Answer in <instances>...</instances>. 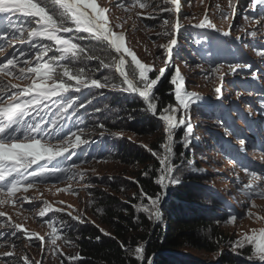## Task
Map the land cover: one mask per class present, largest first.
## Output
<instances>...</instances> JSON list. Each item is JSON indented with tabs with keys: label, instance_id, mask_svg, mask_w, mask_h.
<instances>
[{
	"label": "rangeland",
	"instance_id": "rangeland-1",
	"mask_svg": "<svg viewBox=\"0 0 264 264\" xmlns=\"http://www.w3.org/2000/svg\"><path fill=\"white\" fill-rule=\"evenodd\" d=\"M96 3L107 10L105 16L113 32L120 33L127 29L124 46L130 48L142 63L151 65L152 71L166 67L165 50L159 46L166 45L172 36L164 33H171L172 24L176 22L182 25L177 32L178 44L171 63L167 65L165 76H172L178 67L184 77V90L201 98L190 104L187 110L178 109L176 115L177 118L185 115L193 126L189 145L194 141L201 150V155L199 154L196 162L189 166V172L210 176L209 184L217 191L215 198L222 204L223 209L214 223L221 234L226 236L225 246L215 254L206 250L183 248L186 250L183 256L199 262L204 260V264H219L223 256L230 254L242 263L264 264L252 255V246L243 239L245 235L258 234L259 230L264 228V196L257 194L264 190V152L249 150V142L247 143L243 136L244 129L252 130L255 124L264 123V73L259 71L264 63V56L257 54L264 52V46L257 43L258 40L264 39V19L254 21L245 14V11L250 9L251 0H179L178 14L162 11V7H172L170 3L165 5L164 0H96ZM141 3L146 6L140 7ZM165 20L171 23L165 24ZM202 20L206 24L210 22L215 25L214 28L204 27L211 29L205 30L207 33L214 35L213 32L229 30L232 36H240L241 42L235 52L230 51L228 43L231 42L228 38L215 35L219 41L210 44L208 51L199 50L194 40L196 41L198 36H204L197 33L204 28L196 27ZM11 40V36L3 40L4 52L0 54L6 57L3 63H6L7 59L20 57L21 51L29 53L20 58L14 70L18 71L20 67H24L25 59L31 60L34 56L32 52L21 49L19 46L22 44L18 40L16 43H11ZM127 57L131 59L130 56ZM233 65L240 67L233 72ZM217 68L218 71H214ZM112 69L118 74L114 67ZM253 73L256 75L253 76ZM9 80L22 86L31 83L30 80L0 75V81L7 83ZM172 86L174 93V85ZM217 87L221 88L220 99H217ZM214 104L218 110V105L222 106L228 119L237 115L243 125H235L228 133L222 127V123H226L223 122L222 115V120L216 122V109L211 113L212 117H207L208 120L196 115L197 112H200L201 116L210 113L206 106ZM173 107H177L176 99ZM151 114V117H155L153 133L136 135L114 132L108 137L111 140L110 146H104L102 152H110L112 148L122 150L120 147L123 144L124 148L129 147L130 153L139 152L141 155V152H149V143L154 141L161 131L167 142L163 122L158 119L159 116ZM212 122L214 127L210 125ZM116 133L122 135L117 136ZM210 135L221 143V152L210 141ZM97 137L98 133L85 131L81 139L87 140L88 143L75 148V151L90 145ZM72 139L75 140V137ZM72 152L74 151L69 149L55 160L68 157ZM55 160L51 161L49 166L61 171L29 177L25 183H31V188L25 191L24 187L20 186L11 197V203L0 204V213L4 214L0 216V264H77L80 256L76 248L74 227L90 223L113 235L111 229L100 220L103 211L99 197L110 195L129 206L135 205L134 184L136 176L144 166L136 160L127 162L112 153L109 154L108 160L92 159L76 165L62 166L55 164ZM45 163V160H39L37 164L32 165L30 171H35L38 165ZM253 172L260 179L255 181L252 189L246 190L245 185ZM164 183L168 189L174 187V184L169 185L166 180ZM6 192V189L0 192V199H8ZM167 195L163 186V200ZM143 196L147 201L136 204L138 209L150 203L149 196ZM25 197L27 199H24ZM46 206L49 210L41 216L40 212ZM161 206L158 203L156 205L159 218L154 216L152 229L162 221L159 212ZM182 212L188 214V211ZM69 213L79 219L72 220ZM223 214L224 218L221 217ZM17 224L21 225L19 229L14 227ZM49 224L57 229L56 245L51 243L52 237L48 235L52 231ZM145 230L146 228L139 225L130 230L128 236L141 235ZM40 237L44 239L41 240ZM241 244L243 246H240ZM226 246L229 248H225ZM71 257L76 259H70Z\"/></svg>",
	"mask_w": 264,
	"mask_h": 264
},
{
	"label": "snow or ice",
	"instance_id": "snow-or-ice-1",
	"mask_svg": "<svg viewBox=\"0 0 264 264\" xmlns=\"http://www.w3.org/2000/svg\"><path fill=\"white\" fill-rule=\"evenodd\" d=\"M139 2V0H137ZM171 4L173 7H162L164 12L171 13L174 10L179 11V0H164V4ZM257 5H264V0H251L250 8H256ZM54 6L56 15L49 9ZM146 5L141 3L140 7ZM234 7V6H233ZM106 9L98 6L96 0H0V33L4 38L12 37L11 43H27L35 56L31 60H24V67L14 71L21 57L29 55L21 51L20 57L7 59L6 63L0 64V75L12 77L19 80H30L31 83L20 85L13 84L11 80L7 83L0 81V192L6 189L8 199H0V204L11 203V197L24 187L25 191L31 188V183H25L29 177L50 175L59 168L50 167L51 161L62 156L69 149L75 151V148L86 145L87 140L81 139L85 134V129L80 128L79 134L69 132L64 139H59V134L63 132V121L72 119L76 113L69 115L77 104V98L73 95L71 98L66 93H80L85 89L96 88H118L122 91L136 93L147 104V109L156 114L157 104L153 103V92L157 85L165 77L167 65L171 63L172 55L178 44L176 33L180 29L179 23L172 24L173 31L164 33L171 35L172 38L166 45L159 47L165 50V68L159 70L155 79H149V73L152 66L142 63L137 56L124 46V33L113 32L109 27L108 20L105 16ZM165 24L171 23L165 20ZM215 27L210 22L206 24L202 20L196 25L198 28ZM119 27V25H117ZM87 33V36H80V33ZM17 33L19 36L17 37ZM63 34H71L65 36ZM26 35V40H25ZM224 35H228L227 32ZM95 40L106 42L109 49H114L117 56H112L108 63L96 55L88 54V50L82 46L79 40ZM4 48L0 47V54ZM264 56V52L257 53ZM87 60L99 59L100 67L112 69L119 73L122 78V85L110 83L107 78L104 82L96 79L86 78L84 69L72 72L67 64L66 59L73 61L81 57ZM131 57V64H127L126 57ZM34 65V66H30ZM238 65L231 66L233 72ZM127 68H131L133 78H130ZM214 71H218L214 69ZM138 74V75H137ZM253 76L256 73L252 74ZM67 77V81L64 79ZM74 81L75 83H72ZM139 85L142 86H138ZM170 83L174 85L175 99L177 107H171L163 110L158 119L163 122L164 130L167 133V142L162 144L163 153H153L161 165L160 179L157 181L162 186L165 180L170 184L178 183L173 176V167L170 163L173 154V133L181 127L186 129L184 137L185 147L189 146L192 133V124L185 115L177 118L178 109L187 110L194 101L201 98L195 93H189L184 90V77L177 67L175 73L171 76ZM217 99H220L221 88H216ZM239 96V93L237 94ZM91 103V101H88ZM80 108L85 107L79 104ZM97 111H100L97 109ZM103 128V125H100ZM115 135L120 136L121 133ZM75 137V140L72 139ZM243 143V141L241 142ZM39 160H45L46 163L38 165L35 171H30L32 165L37 164ZM260 177L253 172L250 174L249 182L245 189H252L255 181ZM251 195L250 192H248ZM258 195L264 196V190ZM24 199H27L25 197ZM150 203L141 207V211L148 213L150 216H156L157 199L148 198ZM49 210L46 206L41 210L43 216ZM4 215L0 213V216ZM71 216V213H69ZM72 220H78V216H71ZM2 227V225H0ZM19 229L21 225H14ZM52 231L48 234L52 237L51 243L56 245L57 229L49 224ZM101 231H103L101 229ZM43 240V237H40ZM244 241L253 248L252 255L259 261L264 262V228H261L258 234L245 235ZM240 246H243L242 244ZM136 258L141 262L144 261L143 249H135ZM27 259V258H25ZM70 259H76L71 257ZM39 264V262H37Z\"/></svg>",
	"mask_w": 264,
	"mask_h": 264
},
{
	"label": "trees",
	"instance_id": "trees-1",
	"mask_svg": "<svg viewBox=\"0 0 264 264\" xmlns=\"http://www.w3.org/2000/svg\"><path fill=\"white\" fill-rule=\"evenodd\" d=\"M54 15L56 10L54 6L49 9ZM66 37L71 34H63ZM80 36H87V33H80ZM202 40V39H201ZM199 41V40H197ZM82 46L88 50V54L96 55L108 63L114 52L107 47L106 42L95 40H79ZM199 46L204 48L203 42ZM29 49L32 55L34 51L30 50L26 43L22 46ZM127 64H131V59L126 57ZM65 64L72 72L84 69L86 78L96 79L104 82L105 78L110 83L122 85V78L118 76L113 69L100 67L99 59L87 60L83 56L73 61L66 59ZM130 78L132 77L131 68H127ZM159 70L151 71L149 79H155ZM67 81V77H64ZM171 76L167 75L157 85L153 92V103L157 104L155 116L158 117L163 110L173 107L175 104L173 86L170 83ZM72 83H75L72 81ZM138 86L139 82L137 81ZM101 94L105 95L102 96ZM77 98L76 107L69 112L76 115L72 119L63 121V132L65 135L69 132H78L80 128L91 133H98L97 139L90 145L84 147L81 151L73 154L72 164L80 162H89L92 159H109V154L118 155L120 159H126L127 162L136 160L143 164L141 172L136 176L134 184V207L124 204L115 197L110 195L99 197L102 208L100 220L111 229L112 234L101 231L97 226L84 223L74 227V236L76 241L77 252L80 260L77 264H204V260L197 261L191 257L183 256L187 248L196 250H206L209 253H217L223 248L226 236H223L214 222L221 215L222 204L216 200L217 191L209 184V175H202L190 171L189 166L193 164L197 156L201 155V150L191 142V145L185 147L184 137L186 129L178 128L173 133V154L170 163L173 167V176L178 180L174 187L169 188L165 203L163 204V186L158 184L161 172L159 160L153 153H163L161 147L166 143L164 133L161 131L158 137L149 143V152H132L129 147L124 145L117 150L112 148L110 152L102 149L110 146L109 134L114 132H125L130 134H151L154 132L155 117H151L149 110L143 101L130 92L122 91L118 88L96 89L90 88L82 93L73 94ZM72 95V96H73ZM71 98V96H69ZM98 98V99H96ZM91 101V103H88ZM79 104L85 107L80 108ZM210 113L200 114L198 117H212L211 113L214 108L206 106ZM99 109L100 111H97ZM216 114V116H215ZM214 116L216 122L222 120L221 113L216 110ZM225 120L223 119V122ZM223 124V123H222ZM103 125V128L100 127ZM214 127L213 122L210 124ZM227 126V125H226ZM223 127V125H222ZM109 137V138H108ZM210 141L214 143L216 149L220 151L216 137L209 136ZM108 141V143H107ZM167 181V180H166ZM168 182V181H167ZM170 185V183L168 182ZM143 195L152 199L158 198V205L162 221L157 223L154 228V216L140 210V202L147 201ZM98 200V204H100ZM185 207V208H184ZM188 211L187 213L182 212ZM224 214L221 216L224 218ZM139 225L146 228L141 235H129L130 230L137 228ZM211 233V234H210ZM211 235V236H210ZM143 244L144 261L141 262L136 258L135 249ZM185 248V249H183ZM225 248H229L226 246ZM247 254V252L244 250ZM219 264H246L242 263L233 255H227L219 260Z\"/></svg>",
	"mask_w": 264,
	"mask_h": 264
},
{
	"label": "water",
	"instance_id": "water-1",
	"mask_svg": "<svg viewBox=\"0 0 264 264\" xmlns=\"http://www.w3.org/2000/svg\"><path fill=\"white\" fill-rule=\"evenodd\" d=\"M114 53H115V51H114V49H111ZM116 55H117V58H118V55L119 54H117V53H115ZM164 78V77H163ZM162 78V79H163ZM162 81V80H161ZM133 94H135V95H137L143 102H144V104L146 105V107H147V104H146V102L143 100V98L142 97H140L138 94H136V93H133ZM152 113V112H151ZM153 114V113H152ZM151 114V115H152ZM163 203H165V201L163 202ZM141 247L143 248V244L141 245Z\"/></svg>",
	"mask_w": 264,
	"mask_h": 264
},
{
	"label": "clouds",
	"instance_id": "clouds-1",
	"mask_svg": "<svg viewBox=\"0 0 264 264\" xmlns=\"http://www.w3.org/2000/svg\"><path fill=\"white\" fill-rule=\"evenodd\" d=\"M117 75H118V74H117ZM60 140H61V139H60ZM78 151H79V150H78ZM78 151H74V152H72V153H75V152L77 153ZM72 153H71V154H72ZM54 163H55V162H54ZM80 163H83V162H80ZM80 163H76V164H80ZM76 164H73V165H76ZM2 183H3V182H2ZM0 185H2V184L0 183Z\"/></svg>",
	"mask_w": 264,
	"mask_h": 264
},
{
	"label": "bare ground",
	"instance_id": "bare-ground-1",
	"mask_svg": "<svg viewBox=\"0 0 264 264\" xmlns=\"http://www.w3.org/2000/svg\"><path fill=\"white\" fill-rule=\"evenodd\" d=\"M119 74V73H118Z\"/></svg>",
	"mask_w": 264,
	"mask_h": 264
}]
</instances>
